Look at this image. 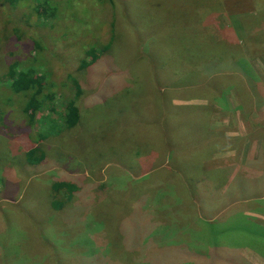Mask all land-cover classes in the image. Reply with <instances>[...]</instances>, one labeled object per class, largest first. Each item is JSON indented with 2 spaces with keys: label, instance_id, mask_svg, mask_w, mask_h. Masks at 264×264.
<instances>
[{
  "label": "rangeland",
  "instance_id": "rangeland-1",
  "mask_svg": "<svg viewBox=\"0 0 264 264\" xmlns=\"http://www.w3.org/2000/svg\"><path fill=\"white\" fill-rule=\"evenodd\" d=\"M3 1L0 0V72L11 63L9 52L17 56L29 53L28 30L19 21L29 24L28 12L40 0H19L17 7ZM133 1L111 4L110 17L103 19L99 10L75 8L74 25L83 29L74 38V50L79 51L80 58L73 62L67 53H62L51 62L54 66L49 67L60 78L70 75L82 84L83 93L76 106L86 116L82 115L84 128L80 129L78 139L72 140V136L68 145L61 139L64 133L60 129L65 131L66 126L59 114L75 95L68 79L52 89L55 113L48 103L23 119L11 100L4 102L0 97V114L10 116L9 126L0 134V264H79L78 257L86 258L90 252L91 259L96 248L101 249L97 252L98 259L102 254L107 257L104 264H141L134 258L140 255L139 251L133 257L125 250L124 242L128 239L121 237L118 229L123 218L129 216L127 225H130L138 217L133 212L140 209L146 215L149 209H156L153 204L159 200L156 201L159 194L175 190L181 203L176 207V216L169 217L168 225L174 223L177 231L168 236L169 248L183 246L188 240L183 227L200 230V221H205L198 214L197 203L220 199V188L225 189L229 176L235 173L251 178L264 170V155L259 156L264 139V104L255 98L264 95V53L254 56L257 42L264 39V9L256 13L263 0H238L236 7L229 2V12L217 14L205 28L196 22L195 13L203 7L217 10L224 4L222 0H175L174 4L158 0L162 9L151 11L148 16L137 8L135 11ZM14 27L18 28L15 33ZM61 45L60 40L57 49ZM105 46L108 51L91 67L78 68L81 59L90 61L85 51L91 47L99 51ZM228 54L246 58L251 75L246 77L230 69L231 56L224 59ZM208 59L219 64L214 63L213 69L204 73ZM159 61L168 64L165 76L156 66ZM188 64L189 70H180V66ZM88 99L91 101L86 104ZM166 103L207 105L211 115L205 112L204 119L195 117L194 125L188 117L161 119ZM126 109L132 112L123 116ZM148 111L160 119L150 117ZM28 121L46 137L39 141L47 160L38 166L24 164V153H20L35 146L27 138L31 137ZM16 128L28 132L18 138L11 136L9 133ZM157 131L174 132L176 146L167 148L160 141L157 144ZM59 140V145L69 150L62 151L61 147L57 154L54 146H58ZM137 150L141 151L140 156ZM156 153L159 159L156 158L153 168H147L150 157ZM58 155L65 156L63 164L56 160ZM251 160H256L250 164L257 169L248 166L247 161ZM54 172H67L75 179L84 177L82 180L86 182L82 183L90 186L73 196L67 210L51 206L53 201L65 202L69 193L66 189L60 193L51 190ZM209 174L216 176L215 182L206 179ZM199 197L202 201H198ZM241 197L231 205L236 207L232 211L264 224V193L259 191L247 199ZM84 199L87 202L81 206ZM205 206L209 208L208 204ZM223 214L222 220L228 219L229 215ZM203 215L211 216L213 212L206 211ZM161 216L147 220L155 223ZM82 219L87 222L80 226ZM138 224L137 221L135 226ZM157 231L162 233L163 229ZM100 241L102 244H97ZM80 243L85 244L79 251L76 245ZM166 245L158 243L151 252H159ZM241 256L251 264H264V258L248 248L241 250Z\"/></svg>",
  "mask_w": 264,
  "mask_h": 264
},
{
  "label": "trees",
  "instance_id": "trees-1",
  "mask_svg": "<svg viewBox=\"0 0 264 264\" xmlns=\"http://www.w3.org/2000/svg\"><path fill=\"white\" fill-rule=\"evenodd\" d=\"M4 1L9 3L11 6L17 7V2L19 0ZM68 1L71 3H69ZM100 1L101 0H98L97 2H95L94 0H40L35 4L32 11H30L31 13L28 12L29 24H27V21H19V25L24 26L25 28L27 27L28 30L29 44L28 46H26V48L27 50L29 48V53L27 55L19 54L17 56L12 55L13 52H9L8 56L11 58V63H7V67L2 69V71L0 72V97L4 102L12 101V103H14L19 108V115L23 119H25V116H27V114L30 112L38 110L41 111L43 109L42 107H45V105L48 103L50 104L51 111L55 113V109L52 108L53 102H55L53 100L55 99L53 97L55 92L52 91V89L59 82L67 79L72 83L75 89L74 99L66 102L63 106L64 110L59 114L64 119L66 126L65 131H61L60 129L61 134L64 133L61 136L64 145H68L66 143L71 141L70 139L72 138V136V140L78 139V135H81L80 132L84 128L81 127V125H84L82 121L83 116L84 118L86 116V112L84 110L78 109L76 106L77 100L83 93V88L82 84L76 78L70 75H68V77L60 78L56 74V71L54 73V70H49V67L54 66V64L52 63L57 60V58L55 57L59 55L60 58V55L62 53H67V58H69L73 62H75V60L78 61L80 58V55L77 54V52L79 53V51L74 50V38L77 37V33L82 32L83 29L74 25V16L72 13L75 8L77 9V7H79L78 9L80 11L86 10L88 12L91 10H99L97 12L100 15V19H103L110 17L111 4L114 5V3L117 2L120 5V0H102V6L100 7ZM165 1L168 4H174L175 0ZM222 1L224 4L217 10L206 7H203V9H198L201 11L199 13H195L196 22L201 23V26L205 28V26L212 24L214 16L229 12L227 9L229 2L234 3L235 7L239 3L238 0ZM263 2L261 3L262 7L256 9L257 14H259L264 9ZM149 3H151L153 6H148ZM157 3L158 0H134L132 4L135 11L137 8L138 11L143 12L145 16H148L153 11L162 9L161 5ZM257 4L260 3L258 2ZM11 6H9V8L13 9L14 7ZM126 8L128 7H124V9ZM163 9H165V7ZM169 11L171 10H165V12ZM101 14H103V16H101ZM69 24H71V26H68ZM56 29L57 33L54 34ZM60 29L62 30L60 31ZM17 30L18 28L14 27V33ZM179 30L181 29L179 28ZM59 39L62 41V45L60 49H57V42L60 41ZM64 40H67V42H65ZM262 42H264V39L263 41L257 42L256 49H254L255 55L252 54V48L250 45H248L250 54L254 56H257V54H263L264 46H262ZM69 43L71 44L70 48H68ZM108 49L109 47L105 46L103 49L98 51L94 47H91L84 52L86 58L90 57V61H86L85 58L81 59V63L79 62L80 64L78 68L80 67V70L88 69L101 57V55L105 54ZM229 56L231 55L228 54L224 57V59L228 58ZM211 59H208L207 63L203 67L204 73L207 72L209 68L213 69L212 67H214V63L216 65L219 64ZM230 59L232 65L230 69L237 73H243L246 77H249L251 75L250 67L246 62V58H244L243 56H231ZM156 66L157 68L162 70V76H165V73L168 70V64L166 62L161 63L159 61ZM189 68V64L180 66V70L183 71H187L189 70ZM54 80H57V83H54ZM156 80L157 82H159L160 78H157ZM250 86L251 89L254 88L252 84H250ZM254 90H256L257 92V89ZM261 91L263 92V90ZM21 95H23L22 99L20 98ZM263 97V94L261 96H255V98L258 99V103L260 104H262V102L264 104ZM90 101L91 100L88 99L86 104L90 103ZM1 102L2 101H0V103ZM208 108L209 107L206 105H175L166 103L165 107H163L164 112L160 116V118L164 119V117L166 118L167 116H176L180 119L182 117H188V119H192L190 121L193 124V119L195 117L199 116L204 119L205 112L208 116L211 115L208 113ZM128 111L132 112L130 109H126L125 111H122V115H126ZM148 113H150V117H153L155 119L157 118V120L160 119L155 113L149 111ZM131 117L133 118L134 116ZM9 119L10 116L7 118L6 115L0 114V134L4 133L9 126V123L7 122ZM131 120L132 119H128L127 121L130 122ZM144 121L148 123L147 119H144ZM176 122L177 121H175V123ZM30 125L31 124L28 121V126ZM28 129L31 133V137H28L27 135V138L31 141V144H35V146L32 145L29 147V149L26 148V150H23L20 153H24V164H26L27 166H38L39 164L47 160V156L44 155L42 149L43 146L40 145L39 141L45 140L46 137L42 135V132L40 130L39 134V132L35 131L31 126L28 127ZM26 132H28V130H25L23 132L22 129L16 128L14 129V133L11 132L9 134L18 138ZM57 134L58 133L53 136H56ZM155 134L156 137H158L157 144H159L160 141L164 142L165 147L167 148L173 147V144L176 146V137L174 132L171 133L167 131H157ZM59 143H61L60 140L57 143L58 146H54V149H57V154L59 153L61 147L63 148L62 151L69 150L67 148H64V145L60 146ZM135 152L139 153L137 154V156L141 155L140 150H137ZM12 154L16 155L18 154V152ZM262 154L264 155V139L262 140V149L259 153V156H261ZM154 156L152 158L150 157V164L149 166H147V168H153L154 166H152V164L155 163L156 158L159 159L160 155L156 153ZM64 158V155H58V157H56V160H59L63 164ZM254 162H256V160L247 161L248 166L252 169H257L253 167L252 164H250ZM62 167L67 168L68 166L66 167V165H62ZM262 168H264V166ZM67 171L71 173L75 172L74 170L68 169ZM54 173L55 174L51 179V190L55 193H60L62 189H66V192L69 193L68 199L65 202L53 201L51 203V206L56 207L57 210H67V206L70 205L69 202L72 200L73 196L79 195L83 190L88 189L90 186L82 183V181L86 182L85 179L82 180V178L84 177H77V179H75L71 178L70 175L67 174V172H65L66 174L61 172ZM215 178V175L209 174L207 175L206 179L213 183L215 182ZM229 179V185L225 187V189L220 188L221 200L218 199L215 201L205 202L209 205V208H206V204H203V202L197 203L196 199H193V202L195 200V202L197 203L198 214L200 215V217L204 218L205 221H200V230L197 228L195 231L193 227H183V232H186L185 237L188 238V240H186L188 245H171L173 246V249L169 248L170 241L168 240V238L170 237L168 236L171 234L174 235V233L177 232L174 223L168 225L169 217L176 216V207L181 203L180 201H178L179 197L177 195V192L175 190H170L169 192L159 194V197L157 199L156 197H154V200L156 199V201L159 199L156 202L157 204H153V207H156V209H149V211L146 212V215L140 209H137L135 212H133L138 215V217L133 218V221L129 220L132 222L130 225H127L129 216L122 219L123 221L120 223V225H118V229L121 237L122 235H124L128 239L127 242L126 239L124 242L126 246L125 250L129 253H132L133 257L137 253V251H139L140 255L134 258H137V261H141V264H251L241 256V250L243 248H248L264 258V224L253 217H248L245 214H242L241 212L236 213V211H232L236 207H231L232 204H235L237 200L242 198L241 196H244L243 198L247 199L251 198L253 195L255 196L259 191L261 193H264V170H259V173H256L255 177L244 178L243 176L237 175V173H235L232 176H229ZM254 179L255 181H253ZM77 181L78 183H76ZM99 187L102 188L100 184ZM191 193L193 192L191 191ZM83 198L87 199V194H84ZM198 201H202L200 197L198 198ZM86 202L87 201L84 199V202L81 204V206ZM149 202L150 201H148V203ZM229 207H231L229 210L226 209ZM81 208L84 209L83 207ZM206 211L213 212V215H211L213 217L204 216L203 214ZM152 213L155 214L154 216H162L155 223H153L151 219V222H149L147 218L154 217L152 216ZM223 213H227V215H229L228 219L222 220V218L225 216ZM258 213L262 214L261 211H259ZM84 219L79 222L80 226L86 224L87 221H85ZM135 219H138L136 220V222L138 221L139 223L138 226H135ZM66 221H69V217H67ZM160 227L163 229L162 233H159L157 231V229H159ZM172 229L174 231L171 232ZM180 231L181 229L178 231V233ZM158 243H164L168 245L160 249L161 251H154L152 253L151 249L156 247ZM84 244L85 243H80L76 245L79 246V251L81 250L80 248L84 246ZM97 244H102V242L100 241V243L98 242ZM189 245L192 247L187 248L186 246ZM94 250L96 252L95 255L91 257V259H89V252V256L86 255V258L78 257L76 263L83 264V262L85 261L86 264H99L100 261H103L104 264V261H107V257L102 254V258L98 259L97 252L101 249L96 248ZM80 253L83 254V251Z\"/></svg>",
  "mask_w": 264,
  "mask_h": 264
},
{
  "label": "crops",
  "instance_id": "crops-1",
  "mask_svg": "<svg viewBox=\"0 0 264 264\" xmlns=\"http://www.w3.org/2000/svg\"><path fill=\"white\" fill-rule=\"evenodd\" d=\"M207 106V105H206Z\"/></svg>",
  "mask_w": 264,
  "mask_h": 264
}]
</instances>
